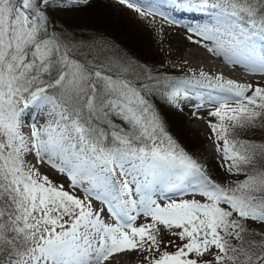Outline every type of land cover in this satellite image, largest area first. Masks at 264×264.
<instances>
[{
	"label": "snow or ice",
	"instance_id": "snow-or-ice-1",
	"mask_svg": "<svg viewBox=\"0 0 264 264\" xmlns=\"http://www.w3.org/2000/svg\"><path fill=\"white\" fill-rule=\"evenodd\" d=\"M116 2L249 80L154 75L53 18L91 0H0V264H264V0ZM157 102L207 110L220 178Z\"/></svg>",
	"mask_w": 264,
	"mask_h": 264
},
{
	"label": "rangeland",
	"instance_id": "rangeland-1",
	"mask_svg": "<svg viewBox=\"0 0 264 264\" xmlns=\"http://www.w3.org/2000/svg\"><path fill=\"white\" fill-rule=\"evenodd\" d=\"M97 1L101 0H93L91 4L86 8H89L90 6L94 5L95 3H97ZM111 1L114 3V5L119 6L115 7L121 10L123 16H126L131 21L136 19L141 22L143 21L145 24V28L148 30V34L151 38L158 36L154 41H152L154 42L155 58L161 66V70H163L164 68L172 70V77H180L179 79L192 78L193 76L198 77L200 71H204L206 74L211 76L227 74L226 71L222 72L213 69L215 68L212 67L213 65L210 66V71L204 69L208 65L203 64H208L209 62H211L209 60L211 55L208 54L205 49L189 42L184 27H180L178 25L172 26L166 23L164 20L160 19L159 17L155 19H142L135 12L119 5L116 0ZM86 8L71 11L57 10L53 18L56 19L58 22L72 28V26L70 25L71 21L80 20V17ZM183 25H186V23H183ZM213 61L217 63V67L222 66V64L220 63L223 62H218V58L213 59ZM226 66L228 67V65ZM228 69L229 68H227V70ZM196 91L201 95H207L210 90L196 89ZM161 107H163V103L159 102L158 108ZM193 111L194 109L190 106H185L183 111L177 109L175 111L177 117L181 116L183 122L186 123L183 124L182 128L175 130L170 134L168 126H170L172 122L168 119L167 122L164 118V123L165 125H167L166 129L172 137L175 135L174 137L176 139H182L181 142L184 143L183 146L185 147H181H183L185 150L192 148L193 151L198 154V159L200 163H203L207 168L212 167L213 165L217 166L218 161L214 159V148L211 140H209L208 138L209 129L207 127L206 120L210 118L207 116V110L201 109L197 113L198 116L204 117V119H197V116L193 115ZM160 112L163 117L165 116V113H168V116L171 115V112L168 109L165 111L160 110ZM184 126H186V130H184L183 132L182 129ZM248 135L251 134L249 133ZM42 170L46 171L47 169L42 168ZM214 171H217V169L214 168ZM50 175H52L53 179H57V177H55L53 174L50 173ZM222 175L223 173L221 170V172H218L216 178H220ZM118 255L122 257L121 264H141V257L137 256L135 253H123Z\"/></svg>",
	"mask_w": 264,
	"mask_h": 264
},
{
	"label": "trees",
	"instance_id": "trees-1",
	"mask_svg": "<svg viewBox=\"0 0 264 264\" xmlns=\"http://www.w3.org/2000/svg\"><path fill=\"white\" fill-rule=\"evenodd\" d=\"M115 6L119 7L118 5H114L111 0L97 1L94 5L86 8L84 10L85 12L83 11L80 20H72L70 25L72 28L86 29L103 36L106 41L115 45L116 48L133 63L142 68L146 67L151 69L154 75L179 79L180 77H172V70L167 68H164L163 70L160 69L161 66L156 60L154 54V42H152L158 36L151 38L143 21L141 22L138 19L131 21L126 16H123L121 10L117 9ZM158 105L159 102H157V107ZM167 109L171 112V115L168 116V113H165V116L162 117L163 119L165 118L166 121L168 119L172 122L171 125L168 126V130L171 134L173 131L182 128L183 124L186 122H183L181 116L177 117L175 113L177 110L176 108L164 103L163 107L159 108V110L163 111ZM165 127H167V125H165ZM182 130L184 132L186 126H184ZM174 136L173 138L177 143H179L180 146H183L184 143L181 142L182 139H176ZM186 151L199 161L198 154H196L192 148L186 149ZM214 168L217 169V171H214ZM208 169L215 177L218 175V172H221V169L216 165H213Z\"/></svg>",
	"mask_w": 264,
	"mask_h": 264
},
{
	"label": "bare ground",
	"instance_id": "bare-ground-1",
	"mask_svg": "<svg viewBox=\"0 0 264 264\" xmlns=\"http://www.w3.org/2000/svg\"><path fill=\"white\" fill-rule=\"evenodd\" d=\"M202 53V52H201ZM198 55V54H197ZM205 56V55H204ZM210 56V55H209ZM200 57V56H199ZM202 58V57H201ZM210 58H212V60L213 59H215V58H213L212 56H210ZM220 60V59H219ZM213 69H215V70H217V71H226L225 69H224V67H220V66H218V68H213ZM229 70V69H228ZM230 74L233 76V77H236V78H239L240 76L239 75H234L232 72H230ZM243 77V76H242ZM242 77H240V78H242ZM47 171V170H46Z\"/></svg>",
	"mask_w": 264,
	"mask_h": 264
}]
</instances>
